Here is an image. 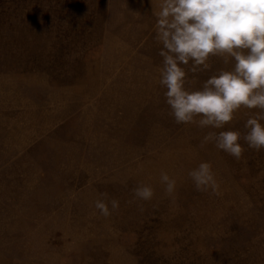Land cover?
Here are the masks:
<instances>
[{
  "label": "rangeland",
  "instance_id": "1",
  "mask_svg": "<svg viewBox=\"0 0 264 264\" xmlns=\"http://www.w3.org/2000/svg\"><path fill=\"white\" fill-rule=\"evenodd\" d=\"M160 3L0 0V264H264V150L241 140L237 161L201 146L209 131L243 134L255 110L223 129L174 122ZM209 65L188 73L191 89L232 67ZM201 162L219 195L196 191L188 172ZM139 184L151 201L133 200ZM101 193L120 203L108 218Z\"/></svg>",
  "mask_w": 264,
  "mask_h": 264
},
{
  "label": "clouds",
  "instance_id": "2",
  "mask_svg": "<svg viewBox=\"0 0 264 264\" xmlns=\"http://www.w3.org/2000/svg\"><path fill=\"white\" fill-rule=\"evenodd\" d=\"M154 15L155 40L162 58L159 84L165 89L174 122L223 129L242 107L255 110L246 120L243 134L238 130L209 131L201 146L213 143L237 161L245 151L241 140L250 149L264 150V0H161ZM211 57L232 67L219 69L200 88L191 89L188 73L195 76L209 70ZM188 176L196 191L219 195L210 162H201ZM160 183L167 197L175 194L177 182L166 171H161ZM132 191L134 201H151L155 195L146 184ZM100 195L94 206L108 218L119 210L120 203L109 200L107 193Z\"/></svg>",
  "mask_w": 264,
  "mask_h": 264
}]
</instances>
